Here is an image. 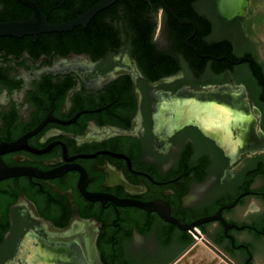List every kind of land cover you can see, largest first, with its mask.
<instances>
[{"label": "flooded vegetation", "instance_id": "1", "mask_svg": "<svg viewBox=\"0 0 264 264\" xmlns=\"http://www.w3.org/2000/svg\"><path fill=\"white\" fill-rule=\"evenodd\" d=\"M90 1L0 0V23L29 19L24 2L65 23ZM141 2L137 29L116 2L104 37L92 39L90 21L0 37V145L15 148L0 162L19 172L0 180V264H170L188 247V232L127 202L162 205L183 224L214 218L192 233L197 262L212 252L201 228L235 264L264 247V7L163 0L171 14ZM156 56L168 61L156 67ZM222 88L243 90L255 145L234 153L193 123L160 129V97Z\"/></svg>", "mask_w": 264, "mask_h": 264}, {"label": "water", "instance_id": "2", "mask_svg": "<svg viewBox=\"0 0 264 264\" xmlns=\"http://www.w3.org/2000/svg\"><path fill=\"white\" fill-rule=\"evenodd\" d=\"M118 0H100L91 8L86 10L83 14L74 20L55 24L49 22L39 9L32 4L24 2L33 9L32 16L25 21H11L0 23V37H16L20 38L25 35L35 36L39 33H63L69 32L75 27L85 28L89 21L94 18L96 14L112 6ZM165 6L166 10L172 14L169 8L160 0ZM182 23V22H181ZM198 97L204 98L199 100ZM243 90H230L229 88H222L218 92L214 91L208 94H185L180 93L173 98L160 97L157 113L162 117L160 129L163 130L170 125L176 127L184 123H193L200 126L206 133L219 139L221 142H227L233 152L243 149L245 146H252L259 142V137L255 128V117L250 112L248 105L245 103ZM168 109L171 112L168 114ZM256 135L255 134V132ZM260 136V135H259ZM13 144H1L0 154L6 151L13 150ZM19 175L16 169L6 167L0 162V180L6 177H13ZM90 200L92 198L89 197ZM121 205H135L141 207L145 211H156L165 220L174 224L178 229L186 231L189 234L193 232L201 223L211 221L214 218L202 219L190 224H183L170 217L167 210L162 205L155 204H135L122 203ZM191 236V234H190ZM192 241L194 238L191 236ZM207 242H210L212 250L222 258L220 262L217 255L211 258L203 257L202 264H229V260L222 255L221 250L216 244L205 236ZM192 243L170 264H199L194 258V250L191 248ZM180 251V250H178ZM225 253L223 250H221ZM226 254V253H225ZM227 255V254H226ZM229 257V255H227ZM233 262L234 260L229 257ZM161 264L168 263V260L159 259ZM254 264H264V247L257 245L255 247Z\"/></svg>", "mask_w": 264, "mask_h": 264}, {"label": "trees", "instance_id": "3", "mask_svg": "<svg viewBox=\"0 0 264 264\" xmlns=\"http://www.w3.org/2000/svg\"><path fill=\"white\" fill-rule=\"evenodd\" d=\"M99 1L100 0H91L90 3L88 4V6L86 7V9L91 8L93 5H95ZM141 1L142 0H118L117 1V2H124L127 14L130 15L131 19L135 18V20L131 21L132 24H133V22L137 24V22L140 21L138 19V15L141 12H143V10L145 9V6L142 5ZM109 12H113V10H111L110 7H108L107 9L99 12L98 14H96L94 16V18H92L90 20V22H92L91 23V27H90V31H91V34H92V39H95V38L99 37V33H101L103 37L106 34L109 35L111 28L107 24L104 23V20H103V18L101 16V15H103L105 13H109ZM136 24L132 25V27L134 29L139 28V26L137 27ZM80 28H82V27H80ZM138 39L139 40H137V43H139L141 45H145L146 44L147 37H146V34H145V32L143 31L142 28H141V30L139 29ZM167 61H168V59L166 57L156 56L155 59H154V64H155L156 67H158V66L162 65L163 63H166ZM200 231H201V233L203 235L206 236L205 229L201 228ZM181 237H182L181 240L184 243V247H187V246H189L192 243V238H191L189 233H184ZM166 243H167V241H163L164 245ZM216 245L219 246L218 244H216Z\"/></svg>", "mask_w": 264, "mask_h": 264}, {"label": "rangeland", "instance_id": "4", "mask_svg": "<svg viewBox=\"0 0 264 264\" xmlns=\"http://www.w3.org/2000/svg\"><path fill=\"white\" fill-rule=\"evenodd\" d=\"M261 3V7H264V0H256V4L258 5V3ZM260 6L259 7H257V8H261ZM263 8H261V10H262ZM255 12H257V11H255ZM259 35H260V37L263 39V42H264V27H263V30L261 31V32H259ZM262 44H264V43H262ZM261 57H262V60H263V62H264V47H263V51L261 52ZM253 113V112H252ZM254 114V113H253ZM255 115L256 114H254V117H255ZM256 118L258 119V117H257V115H256ZM254 130H256V131H258V120H257V122H255V128H254ZM193 242V241H192ZM212 253V254H211ZM208 252L207 250H205V255H207L208 254V256H209V258H211L212 259V255H215L216 253L214 252V250H212V252ZM217 255V254H216ZM211 256V257H210ZM217 257H219V260H220V262H223L222 260V258H220V256L219 255H217ZM228 262H230L229 264H234V263H232L231 261H228ZM212 264H217V263H212Z\"/></svg>", "mask_w": 264, "mask_h": 264}, {"label": "bare ground", "instance_id": "5", "mask_svg": "<svg viewBox=\"0 0 264 264\" xmlns=\"http://www.w3.org/2000/svg\"><path fill=\"white\" fill-rule=\"evenodd\" d=\"M220 7H223V8H226V7H228V5L226 4V5H224V4H220ZM230 7H232V6H230ZM194 230H196V228H194L193 229V232H191V233H194ZM204 238H205V236H204ZM206 239V238H205ZM192 246H193V244H192ZM192 246H191V248H192ZM222 255H224L229 261H231L232 263H234L225 253H223L221 250L219 251ZM203 263V259L202 260H200L199 261V264H202ZM235 264V263H234Z\"/></svg>", "mask_w": 264, "mask_h": 264}, {"label": "built area", "instance_id": "6", "mask_svg": "<svg viewBox=\"0 0 264 264\" xmlns=\"http://www.w3.org/2000/svg\"><path fill=\"white\" fill-rule=\"evenodd\" d=\"M197 229V228H196ZM200 232V231H199ZM191 234V236L193 237V235H192V233H190Z\"/></svg>", "mask_w": 264, "mask_h": 264}]
</instances>
